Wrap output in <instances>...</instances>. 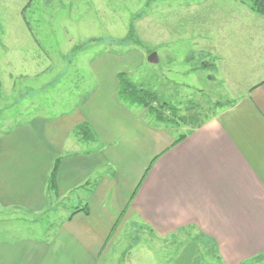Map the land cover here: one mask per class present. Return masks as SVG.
<instances>
[{
  "label": "crops",
  "instance_id": "1",
  "mask_svg": "<svg viewBox=\"0 0 264 264\" xmlns=\"http://www.w3.org/2000/svg\"><path fill=\"white\" fill-rule=\"evenodd\" d=\"M242 4L239 16L222 23L225 35L208 39L204 53L217 59L216 70L224 47L230 58L241 46L247 57L264 51V17ZM105 54L93 68L107 80L73 112L25 118L0 131L1 232L35 227L39 217H53L72 199L77 208H89V214L67 215L57 227L50 222L52 229L41 230L39 240L0 237V264H107L129 219L140 232L149 228L164 237L195 230L216 242L225 264L263 259L264 78L173 146L177 138L166 126L119 99L118 76L124 72L111 71L108 63L113 67L119 60L107 61L111 54ZM82 123L95 135L92 147L73 137ZM101 215L110 219L107 230L97 221L99 227L93 226Z\"/></svg>",
  "mask_w": 264,
  "mask_h": 264
},
{
  "label": "rangeland",
  "instance_id": "2",
  "mask_svg": "<svg viewBox=\"0 0 264 264\" xmlns=\"http://www.w3.org/2000/svg\"><path fill=\"white\" fill-rule=\"evenodd\" d=\"M248 2L0 0V131L25 118L73 112L87 94L96 92L100 82L107 80L93 66L108 52L107 61L111 57L119 60L113 67L108 63L111 71L124 72L134 83L156 92L161 102L178 108L177 122L166 125L168 132L175 139L188 134L218 112L214 103L235 101L264 78V51L258 58L247 57V50L240 51L242 46L235 49V58L229 57L226 47L220 49L224 59L217 70L203 67V62L213 60L204 53L208 39L225 35L222 23L239 16L242 3ZM131 29L132 38L127 40ZM243 38L247 46V35ZM153 53L158 62L149 61ZM135 107L139 112L144 109ZM150 122H155L154 118ZM93 145L88 142L81 147ZM65 203L53 217H39L35 227L25 224L18 231L4 229L0 237H16L13 242L39 240L41 230L52 229L50 222L57 227L81 206L73 199ZM92 220L93 226L99 227L97 221L104 230L110 224L103 215ZM134 221L129 219L119 229L107 264H225L195 230L164 237L149 228L140 232ZM6 225L7 221L2 223L4 228ZM242 264H264V258Z\"/></svg>",
  "mask_w": 264,
  "mask_h": 264
},
{
  "label": "trees",
  "instance_id": "3",
  "mask_svg": "<svg viewBox=\"0 0 264 264\" xmlns=\"http://www.w3.org/2000/svg\"><path fill=\"white\" fill-rule=\"evenodd\" d=\"M247 5L253 13H255L258 16L264 17V0H250V2L247 3ZM132 34H133V29H131L127 37V40H131ZM216 60L217 59L213 57L212 62L210 63L207 61L203 62L204 69H208L210 67H212L213 69H216ZM118 79H119L118 95H119V99L123 103L129 106H139V107L146 108L150 116L154 118V120L161 125L166 126V125L177 122L176 117L179 113V110L176 106L168 102H161L158 99V95L156 94V92L152 91L151 89L146 88L144 85H138L134 83L126 76L125 73L119 74ZM230 105H231L230 102L225 103L222 101H218L213 104V107L217 110H221ZM215 114L216 113H213V116ZM74 134L77 140L81 143L95 142V135L93 134L91 127L87 123H82L78 125L74 131ZM185 138H186V135L179 136L174 142L173 146L180 143ZM59 163H60V159H57L55 162L54 168L50 173L49 190H54L53 183H54V179L56 178V175L58 172ZM82 211H84L86 214H89V208L86 206L82 208L80 207L76 208L72 212L73 213L72 216ZM197 235H198V238L205 240V242L208 243L209 247L212 250L214 249L215 252L217 251L216 252L218 254L217 258L220 259L216 242L212 241L210 238H208L207 236L203 234L197 233ZM196 252L198 253V250ZM197 260L198 258L196 257L195 261Z\"/></svg>",
  "mask_w": 264,
  "mask_h": 264
},
{
  "label": "water",
  "instance_id": "4",
  "mask_svg": "<svg viewBox=\"0 0 264 264\" xmlns=\"http://www.w3.org/2000/svg\"><path fill=\"white\" fill-rule=\"evenodd\" d=\"M149 61L150 62H158L159 59H158L157 54L156 53L151 54L150 57H149Z\"/></svg>",
  "mask_w": 264,
  "mask_h": 264
}]
</instances>
